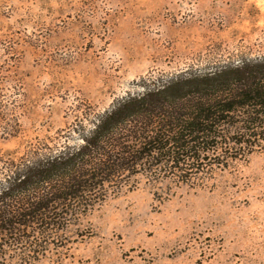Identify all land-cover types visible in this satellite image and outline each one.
Here are the masks:
<instances>
[{"label": "rangeland", "instance_id": "1", "mask_svg": "<svg viewBox=\"0 0 264 264\" xmlns=\"http://www.w3.org/2000/svg\"><path fill=\"white\" fill-rule=\"evenodd\" d=\"M255 57L264 0H0V179L143 84ZM232 157L133 177L0 264H264V143Z\"/></svg>", "mask_w": 264, "mask_h": 264}, {"label": "trees", "instance_id": "2", "mask_svg": "<svg viewBox=\"0 0 264 264\" xmlns=\"http://www.w3.org/2000/svg\"><path fill=\"white\" fill-rule=\"evenodd\" d=\"M89 125L77 131L80 145L24 160L0 179L1 260L10 246L44 251L49 237L133 177L183 173L263 144L264 57L148 82Z\"/></svg>", "mask_w": 264, "mask_h": 264}]
</instances>
